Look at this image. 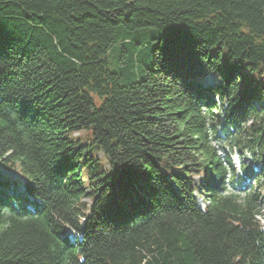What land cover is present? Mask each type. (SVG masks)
I'll list each match as a JSON object with an SVG mask.
<instances>
[{
  "label": "trees",
  "instance_id": "obj_1",
  "mask_svg": "<svg viewBox=\"0 0 264 264\" xmlns=\"http://www.w3.org/2000/svg\"><path fill=\"white\" fill-rule=\"evenodd\" d=\"M0 167V264H264V0H0Z\"/></svg>",
  "mask_w": 264,
  "mask_h": 264
},
{
  "label": "rangeland",
  "instance_id": "obj_2",
  "mask_svg": "<svg viewBox=\"0 0 264 264\" xmlns=\"http://www.w3.org/2000/svg\"><path fill=\"white\" fill-rule=\"evenodd\" d=\"M118 40V37H117ZM120 45V41H117L115 45H112L107 53V58H108V64H109V68L112 70H116L117 69V65H118V60H119V52L117 50V47ZM215 79L212 76H207L205 78V81L207 83H212ZM255 106H261V104L259 102H255ZM222 153H230L231 157H232V162L234 163L235 167H238L241 165V163H246V164H254V161L250 160V158H248L247 154L245 152H239L236 148H231L229 145L226 146L225 151H221ZM95 157H98L102 160V162L104 163V167H107V163L105 161V159L103 158V154L101 152H97L96 154L94 153ZM256 163V161H255ZM255 166L258 168L260 165L257 162V164H255ZM0 179L1 180H12V179H18L20 182L22 181L20 175L16 172H12V171H8L2 167H0ZM260 219V222L262 224H264V208L262 211L261 216L258 217ZM68 233L71 236H74V233L72 230H68Z\"/></svg>",
  "mask_w": 264,
  "mask_h": 264
}]
</instances>
